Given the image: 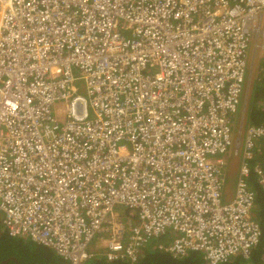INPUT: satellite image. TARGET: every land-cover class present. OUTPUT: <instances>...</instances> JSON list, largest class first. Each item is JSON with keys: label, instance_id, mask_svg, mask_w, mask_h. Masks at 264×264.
<instances>
[{"label": "built area", "instance_id": "2783aa9c", "mask_svg": "<svg viewBox=\"0 0 264 264\" xmlns=\"http://www.w3.org/2000/svg\"><path fill=\"white\" fill-rule=\"evenodd\" d=\"M250 47L264 53V0H0L7 233L68 264L249 257L264 121L234 136L233 116Z\"/></svg>", "mask_w": 264, "mask_h": 264}, {"label": "trees", "instance_id": "16d2710c", "mask_svg": "<svg viewBox=\"0 0 264 264\" xmlns=\"http://www.w3.org/2000/svg\"><path fill=\"white\" fill-rule=\"evenodd\" d=\"M249 114L253 122L264 121V103L261 105L255 99L249 109ZM230 159L226 169L229 166ZM259 160L264 163V158L256 159V161ZM254 165L255 162L250 164L251 167H254ZM249 181L257 192L255 214L262 228V236L249 257H244L240 254L226 261H220L217 264H264V188L260 186L253 174ZM163 240L168 243L170 239L163 238ZM157 241L156 238L153 243ZM6 260L7 262L5 264H68L64 259L56 255L52 249L46 246L25 239L11 237L4 229L0 218V263ZM91 264L127 263L124 261L108 262L105 258L98 257L93 259ZM137 264H207V261L204 259L203 254L198 251L191 252L186 256L176 257L167 250L164 251L147 247Z\"/></svg>", "mask_w": 264, "mask_h": 264}, {"label": "rangeland", "instance_id": "374dc122", "mask_svg": "<svg viewBox=\"0 0 264 264\" xmlns=\"http://www.w3.org/2000/svg\"><path fill=\"white\" fill-rule=\"evenodd\" d=\"M264 53L250 47L248 55V63L243 81V92L241 94V103L237 111V118L240 116L241 108L244 105L247 107V117L249 115L248 109L253 105L256 99L259 104L264 103ZM59 105L61 103H58ZM243 105V106H242ZM258 106V105H256ZM237 133V129H234V136ZM228 155V153H227ZM230 163L225 170V184L223 187V201H228L234 193L235 182L237 174L239 172V166L241 162V156L231 154ZM90 251L95 253L101 251V246L98 242H92L89 247ZM92 260H89L83 264H91Z\"/></svg>", "mask_w": 264, "mask_h": 264}, {"label": "crops", "instance_id": "0c3cea01", "mask_svg": "<svg viewBox=\"0 0 264 264\" xmlns=\"http://www.w3.org/2000/svg\"><path fill=\"white\" fill-rule=\"evenodd\" d=\"M243 106V105H242ZM241 108V112H240V116H239V118H237V113H236V115L235 116H233V121H234V123H233V127H234V129L236 128V129H239V127H240V123H241V121H242V119H243V123H244V127L246 126V125H248V124H259V123H261V122H253L252 120H251V118H250V114L248 115V117H247V107L244 105L243 107H240ZM248 111H249V109H248ZM263 122V121H262ZM230 158V157H229Z\"/></svg>", "mask_w": 264, "mask_h": 264}, {"label": "water", "instance_id": "95a60500", "mask_svg": "<svg viewBox=\"0 0 264 264\" xmlns=\"http://www.w3.org/2000/svg\"><path fill=\"white\" fill-rule=\"evenodd\" d=\"M13 258V257H12ZM13 259H15V258H13ZM17 261V260H16ZM7 262V260L6 261H3L2 263H0V264H5Z\"/></svg>", "mask_w": 264, "mask_h": 264}, {"label": "clouds", "instance_id": "9594fccd", "mask_svg": "<svg viewBox=\"0 0 264 264\" xmlns=\"http://www.w3.org/2000/svg\"><path fill=\"white\" fill-rule=\"evenodd\" d=\"M257 203V202H256ZM258 219V218H257Z\"/></svg>", "mask_w": 264, "mask_h": 264}]
</instances>
